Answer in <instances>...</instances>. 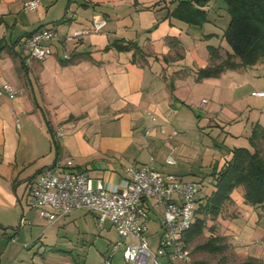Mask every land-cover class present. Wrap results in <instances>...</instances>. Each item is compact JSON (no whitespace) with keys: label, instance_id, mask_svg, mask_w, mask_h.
<instances>
[{"label":"crops","instance_id":"crops-1","mask_svg":"<svg viewBox=\"0 0 264 264\" xmlns=\"http://www.w3.org/2000/svg\"><path fill=\"white\" fill-rule=\"evenodd\" d=\"M179 1L41 0L36 11H28L25 0H0V85L24 91L13 100L0 97V245L17 240L24 219L32 214L26 211L28 191L44 168L72 160L90 173L94 184L99 178L118 183L127 177L128 166L150 163L153 157L157 169L178 174L166 162L172 156L158 157L160 151L178 149L172 148L179 143L177 129L188 122L180 113L193 111L198 127L215 126L225 121L219 113L233 115L228 106L251 98L256 77L249 66L197 79L200 69L232 53L224 37L229 18L225 24L212 16L217 0H210L208 21L189 25L171 15ZM95 18L105 21L98 31ZM41 27H53L65 41L52 40L50 56L26 65L20 43ZM78 29L91 32L68 39ZM115 43L132 47L118 50ZM210 47L217 48L214 59ZM137 48L142 54L134 57ZM66 52L72 59H65ZM194 108H203L206 116ZM59 127L64 135L57 138ZM231 149L218 170L231 158ZM243 213L264 223L263 208L247 203L239 186L217 219L222 236L232 243L239 231L243 234ZM108 226L117 240L115 228ZM233 244L246 258L264 259L262 247L245 251Z\"/></svg>","mask_w":264,"mask_h":264},{"label":"built area","instance_id":"built-area-1","mask_svg":"<svg viewBox=\"0 0 264 264\" xmlns=\"http://www.w3.org/2000/svg\"><path fill=\"white\" fill-rule=\"evenodd\" d=\"M41 0H25L24 8L36 11ZM105 21L94 19V30H100ZM91 29H78L68 39L79 38ZM64 42L53 27H43L24 38L21 43L23 62L31 65L43 61L53 53L51 41ZM66 52L65 59H71ZM253 95L264 97V90H256ZM24 95L22 89L6 83L0 85V97L15 99ZM206 102V100H204ZM152 121L157 116L149 112ZM162 132L165 129L161 128ZM173 130L172 134H177ZM149 134V131H147ZM64 135L59 127L55 136ZM150 163L131 165L126 168L127 177L118 183L97 179L94 184L90 173L76 168L72 160L57 162L46 167L32 182L28 191V203L39 210L48 222L71 214L78 209L96 213V223L100 230L111 224L117 232L115 248L124 249L128 264H195L192 249L185 241L186 233L198 215L202 195L201 182L186 180L172 172L157 169ZM167 164L174 165L176 160L168 157ZM158 216L161 235L157 251H153L149 241L151 215ZM16 241L15 238L11 239ZM114 251L106 264L111 263Z\"/></svg>","mask_w":264,"mask_h":264},{"label":"rangeland","instance_id":"rangeland-1","mask_svg":"<svg viewBox=\"0 0 264 264\" xmlns=\"http://www.w3.org/2000/svg\"><path fill=\"white\" fill-rule=\"evenodd\" d=\"M212 5V16L218 17L221 23L224 19L227 24L230 15L225 1L217 0ZM220 34L222 35L221 30ZM249 67L251 75L256 77L252 89L264 90V57ZM249 95L251 98L235 101L228 106L233 115L227 112L219 113L220 116L223 115L220 118H224L225 121H219L215 126L198 127L196 124L198 118L194 116L193 111L183 110L184 112L180 115L185 119L188 118V122L182 128L177 129L179 134L176 138L179 143H173L172 148L177 145L178 149L160 151L158 160L172 156L177 160L176 165H171L172 171L182 174L186 180L201 182L204 187L202 195L210 193L215 181L212 174L214 167L224 163L232 147L252 148L249 139L252 123L264 124V97L253 96L250 93ZM194 109L197 114L206 116L203 108ZM228 115H231L232 119H225ZM178 137H185L186 140ZM26 208V211H32V214L24 219L25 222L16 234L17 240L8 242L4 238L6 239L5 244L0 245V264H106V259L112 251L114 254L110 264H128L124 258V249L114 246L115 231L108 229V224L100 230L92 212L78 209L71 215L50 223L40 215L38 209L31 208L27 204ZM243 220L246 223L243 234L239 231V237L233 240V243L244 248L245 251H248L250 247L252 250L260 251L261 247L264 248V223L258 221V217L251 219L249 213H243ZM158 221V216L152 214L148 234L153 251H157L161 235ZM212 226L213 222L209 220L208 226L201 233L190 237L191 239L187 242L192 249L194 263L239 264L244 261L246 255L242 252L243 250H236L229 236L224 239L223 243L227 244L228 248L223 253L201 248L211 241L210 236L213 232L216 235H222L218 224H216L215 231L210 228ZM24 244L28 246L24 247ZM259 260L264 262V259Z\"/></svg>","mask_w":264,"mask_h":264},{"label":"trees","instance_id":"trees-1","mask_svg":"<svg viewBox=\"0 0 264 264\" xmlns=\"http://www.w3.org/2000/svg\"><path fill=\"white\" fill-rule=\"evenodd\" d=\"M224 1L230 15L224 37L230 44L232 53H229L221 63L200 69L197 72L198 80L219 77L227 69L255 65L264 57V0ZM209 2L210 0H180L171 15L189 25L203 26L208 21L206 7ZM114 46L118 50H128L132 47L119 43H115ZM210 52L211 58L218 56L217 48L210 47ZM141 54V49L137 48L134 57ZM236 58L239 62L235 60ZM249 139L252 148L234 147L231 149V158L219 170L217 167L214 169L213 189L200 198L198 215L186 233V243L189 242L190 237L201 233L208 226L209 220L213 222V226L210 227L212 231L216 230L217 219L224 204L231 199V193L239 186L244 187L247 203L260 206L264 210V125L255 123ZM55 144L58 146L57 141ZM210 239L211 241L201 248L219 253H223L228 248V245L223 243L226 237L213 232ZM239 264H264V262L249 256Z\"/></svg>","mask_w":264,"mask_h":264}]
</instances>
